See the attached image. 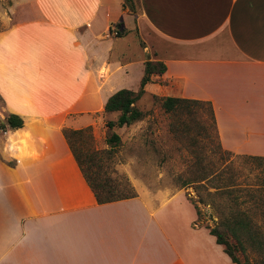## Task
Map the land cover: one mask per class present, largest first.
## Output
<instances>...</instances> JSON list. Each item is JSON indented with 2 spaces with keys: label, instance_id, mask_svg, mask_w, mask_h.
<instances>
[{
  "label": "crops",
  "instance_id": "1",
  "mask_svg": "<svg viewBox=\"0 0 264 264\" xmlns=\"http://www.w3.org/2000/svg\"><path fill=\"white\" fill-rule=\"evenodd\" d=\"M133 2L135 12L123 0L2 7L0 98L23 125L0 131L12 161L0 159V245L18 222L43 237L15 264H235L172 186L129 173L135 196L98 202L62 128L90 125L120 88L138 91L149 57L166 70L144 93L157 84L156 95L209 101L220 146L264 156V0Z\"/></svg>",
  "mask_w": 264,
  "mask_h": 264
},
{
  "label": "rangeland",
  "instance_id": "2",
  "mask_svg": "<svg viewBox=\"0 0 264 264\" xmlns=\"http://www.w3.org/2000/svg\"><path fill=\"white\" fill-rule=\"evenodd\" d=\"M10 3L11 0H0V12ZM124 40L133 42L131 36ZM146 90L135 103L146 115L131 125L108 129L106 121L115 119L117 113L100 110L87 114L90 129L89 135L85 133L81 137L84 146L88 144L102 151L109 148L106 137L111 132L120 137L110 159H106L103 151L101 153L103 175L118 189H124L126 182L134 189L129 173L154 183L157 188L172 186L187 200L192 198L198 204L201 216L196 217V225L213 226L218 222V215L210 203L212 197L206 193L214 190L208 181H200L207 185L206 190L199 191L194 184L179 188L174 181L177 175L190 174V166L198 162L204 171H212L213 182L221 187L226 185L229 190L227 194L215 196L214 200L246 209L264 235V161L224 152L218 145L213 120L205 104H193L190 114L186 111L170 114L164 112L160 101L154 98L155 94L161 93L158 85L150 84ZM5 115L0 98V118ZM248 254L251 261L260 259L253 251L248 250Z\"/></svg>",
  "mask_w": 264,
  "mask_h": 264
},
{
  "label": "trees",
  "instance_id": "3",
  "mask_svg": "<svg viewBox=\"0 0 264 264\" xmlns=\"http://www.w3.org/2000/svg\"><path fill=\"white\" fill-rule=\"evenodd\" d=\"M123 4L128 7L131 12H135L133 0H123ZM125 31L126 30H119L117 35H123ZM165 70L166 65L163 61L157 59L153 60L147 57L144 61V70L140 79L139 90L134 91L128 88H120L107 98L103 111L117 113V117L107 120L105 124L106 127L112 129L114 127L128 126L142 120L146 112L140 109L135 103L144 92L145 84L152 82L153 76L161 75ZM154 98L160 101V106L164 112L170 114H176L181 111H186L190 114L193 104H205L213 120V128L217 135L214 113L209 101L175 96H158L156 94ZM22 125L23 119L18 114L7 113L3 118H0V131L17 129ZM89 129V126L80 129L63 127L62 134L98 202L103 203L135 196L136 193L134 189L127 182L124 189H118L110 178L103 175L101 153L103 151L106 159H110L113 149L120 141L119 135L115 132H111L106 137V143L109 145V148L101 151L94 149L88 144L84 146V144L81 143L82 135H89ZM224 152L230 151L224 150ZM248 156L253 159L264 161V156ZM0 159L7 164H12V161L4 160L1 155ZM190 167V174H187L185 177L177 175L174 177V181L179 188L194 184L199 191L201 189L206 190L207 184L200 182L206 180L210 187L214 188L212 192L206 193L212 197L210 203L217 211L218 222L213 226L204 225V227L208 229L209 234L214 236L215 242L222 246L223 252L226 253L235 264H264V235L260 230V226L251 219L246 209L240 208L238 205H227L220 202L217 198V200H214L215 196L220 197L229 193V190L226 185H223L225 187H221L213 182L214 174L212 171H204L203 167L200 166L198 162H195ZM188 200L195 209L197 219L200 218L201 210L198 204L192 198L188 197ZM200 201L202 202V200ZM248 250L256 253L260 259L251 261Z\"/></svg>",
  "mask_w": 264,
  "mask_h": 264
},
{
  "label": "clouds",
  "instance_id": "4",
  "mask_svg": "<svg viewBox=\"0 0 264 264\" xmlns=\"http://www.w3.org/2000/svg\"><path fill=\"white\" fill-rule=\"evenodd\" d=\"M30 224V223H29ZM29 224L17 223L5 237V243L0 245V264H15V253L19 249H27L43 239Z\"/></svg>",
  "mask_w": 264,
  "mask_h": 264
},
{
  "label": "built area",
  "instance_id": "5",
  "mask_svg": "<svg viewBox=\"0 0 264 264\" xmlns=\"http://www.w3.org/2000/svg\"><path fill=\"white\" fill-rule=\"evenodd\" d=\"M111 33H112V35H117L118 34V30H117V28L116 27H114V28H112L111 29Z\"/></svg>",
  "mask_w": 264,
  "mask_h": 264
}]
</instances>
